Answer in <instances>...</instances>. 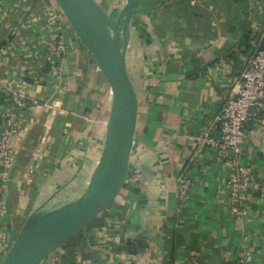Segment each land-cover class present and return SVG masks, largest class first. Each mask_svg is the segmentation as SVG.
I'll list each match as a JSON object with an SVG mask.
<instances>
[{"label": "crops", "instance_id": "1", "mask_svg": "<svg viewBox=\"0 0 264 264\" xmlns=\"http://www.w3.org/2000/svg\"><path fill=\"white\" fill-rule=\"evenodd\" d=\"M95 1L112 18L125 3ZM131 29L128 67L140 98L127 182L108 212L41 264H241L246 251L247 264H264V121H249L237 159L252 179L243 220L229 209L225 160L202 144L238 90L245 62L238 47L247 29L263 31L264 0H140ZM59 37L65 52L56 58ZM0 85L7 98L0 118L20 124L0 201L1 264L34 208L84 187L110 95L54 0H0ZM14 91L37 104L13 108ZM131 234L134 255L126 248Z\"/></svg>", "mask_w": 264, "mask_h": 264}, {"label": "water", "instance_id": "2", "mask_svg": "<svg viewBox=\"0 0 264 264\" xmlns=\"http://www.w3.org/2000/svg\"><path fill=\"white\" fill-rule=\"evenodd\" d=\"M109 88L104 141L82 189L69 199L39 204L26 218L1 264H41L109 211L127 182L139 93L128 67L132 19L140 0H125L112 18L95 0H54ZM264 51V37L258 45ZM127 252L136 253L131 239ZM151 238L150 235H145ZM152 240L159 246L157 239Z\"/></svg>", "mask_w": 264, "mask_h": 264}, {"label": "built area", "instance_id": "3", "mask_svg": "<svg viewBox=\"0 0 264 264\" xmlns=\"http://www.w3.org/2000/svg\"><path fill=\"white\" fill-rule=\"evenodd\" d=\"M264 31V29H263ZM263 31L253 35L256 39V50L246 58L238 82V90L225 100L216 117L218 128L213 133L204 134L202 144L212 149L225 160L227 166L226 189L229 195V209L236 219L243 220L249 213L245 196L250 191L252 179L249 169L237 161L243 155L244 144L248 137L247 124L251 120L264 121V51H258ZM65 52L62 37L56 40L53 54L60 58ZM13 108L22 110L26 101L36 105L37 99L27 100L22 91L9 93ZM7 99L0 85V101ZM20 124L13 118H0V201L6 198L9 186V169L14 164L15 152L11 144L12 138L19 135ZM190 183L184 180L179 185L178 197L183 201L188 194ZM250 259L246 251L239 257L241 264H247ZM185 264H200L195 258Z\"/></svg>", "mask_w": 264, "mask_h": 264}, {"label": "trees", "instance_id": "4", "mask_svg": "<svg viewBox=\"0 0 264 264\" xmlns=\"http://www.w3.org/2000/svg\"><path fill=\"white\" fill-rule=\"evenodd\" d=\"M256 39L253 37V33L251 29H247L240 44H239V50L241 53L244 55V58L250 57L251 55L254 54L256 50ZM133 78V76H132ZM134 80V79H133ZM135 82V81H134ZM136 85V84H135ZM137 87V85H136ZM4 99H2L0 102H3Z\"/></svg>", "mask_w": 264, "mask_h": 264}]
</instances>
